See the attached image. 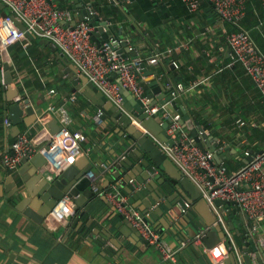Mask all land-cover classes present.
<instances>
[{
	"label": "crops",
	"instance_id": "1",
	"mask_svg": "<svg viewBox=\"0 0 264 264\" xmlns=\"http://www.w3.org/2000/svg\"><path fill=\"white\" fill-rule=\"evenodd\" d=\"M55 1L64 8L79 11L71 0ZM80 2L107 22L108 27L115 29L121 40L129 43V47L134 50L124 51L128 58H144L147 61L159 49L169 66L175 64V68L169 73L178 86L183 88L182 93L176 94L186 97L193 125L196 126L194 121H197L211 137L209 146L205 140L204 145L207 153L213 154L215 162L225 167L229 173H234L246 165L245 161L249 157L247 154L256 155L264 151V98L244 67L233 64V53L226 42L229 31L224 24L221 26L219 22L211 21L214 17L219 18L213 10H208V3L202 5L203 8L197 13L190 14L180 0ZM71 5L75 7L72 8ZM249 7L248 11L252 12V16L242 23V27L250 31L256 46L264 54V10L260 0H253ZM7 12L6 8H0V15ZM73 21H78V18L73 17L70 22ZM134 22L151 35L156 47L149 49L145 45L144 40L131 29ZM39 40L41 39L27 40L26 44L18 43L0 54L3 75L6 64L14 67V86L20 90V98L26 107L34 108L37 119L47 113L51 105L60 108L57 113H51L48 117L47 131L37 121L31 127L22 123L21 134L28 133L32 138L36 137L37 144L44 146L51 135L49 124L54 117L62 127L85 134L86 141L81 144V158L85 156L91 162V173L96 176L95 183L99 190L94 192L97 196L88 204L81 218L76 213L66 222L59 223L51 215L45 221L47 230L18 212L14 208L16 203L0 196V264H219L201 246L189 243L184 245L185 241L193 239L194 230L190 232L192 236L189 239L178 238L171 233L174 224L169 225L164 216H159L158 223H161L158 228H154L162 232V238L175 253V263L165 262L155 248L142 242L135 245L130 239L120 235L116 229L120 214L105 196L113 184L117 183L109 164H116L127 157L135 149V145H126L130 140L124 128L111 118H106L103 126L95 122L93 117L99 109L80 92H74L66 69L59 60L60 55L55 54L52 47L40 44ZM176 50L179 52L176 53ZM61 56L65 58L62 54ZM161 61L162 59L157 65L147 62V67L155 70L165 81L164 74L169 73H162ZM112 77L117 81V76ZM140 80L147 96L150 95L153 88L141 74ZM166 86L169 88L170 84L168 86L166 83ZM51 91L54 93H50ZM73 95L77 100L72 102L69 99ZM158 96L159 94L156 95ZM4 104V91L0 86V171L5 174L8 170L2 165L3 155L10 152L11 145L18 137L12 136V122L9 119V125H5L7 117ZM12 104L9 103V106ZM168 107L172 113H176L171 105ZM65 118L66 121L63 122ZM155 119L160 125L165 123L161 116ZM184 130L192 139L190 131L187 128ZM213 146L217 153L220 152L218 161L215 153L210 151ZM140 162L141 159L137 163ZM103 164L107 165L106 170L103 169ZM170 167V172L181 173L177 166V170ZM167 172L161 167L156 177L160 178L162 173L169 179L170 174ZM108 181L111 184L108 185ZM191 207L196 220L212 224L213 227L217 225L212 210L203 199L192 202ZM226 212H231L232 221L242 224L238 206H227ZM226 218L228 219V215ZM94 230H99L100 235L112 234L110 238L121 240L123 249L108 245L106 247L110 253H105L95 242H89ZM232 233L239 249L249 255L247 250L250 246L245 243L247 236ZM261 235L264 236V223L260 229ZM97 237L99 236H94V240ZM136 237H139L138 234ZM254 237L250 236L247 241L257 242L258 237ZM251 263L254 264L252 259ZM255 264L260 263L256 261Z\"/></svg>",
	"mask_w": 264,
	"mask_h": 264
},
{
	"label": "built area",
	"instance_id": "2",
	"mask_svg": "<svg viewBox=\"0 0 264 264\" xmlns=\"http://www.w3.org/2000/svg\"><path fill=\"white\" fill-rule=\"evenodd\" d=\"M205 1L220 20L231 25H237L246 18L248 6L253 2V0ZM181 2L190 14L197 13L201 8L199 0H181ZM260 2L264 10V0ZM1 5H4L8 12L0 15V54L18 43L26 44V34L36 39L48 40L75 67L78 74L86 76L89 82L123 114L132 119L145 135L151 137L181 173L199 189L216 218V224L223 229L226 242L213 249L206 248L202 242L205 230H201L191 241H185L184 245L189 243L197 247L201 246L210 258L219 264H224L231 254L234 255L237 264H244L246 254L239 249L230 230L226 207L217 204L220 200L235 203L249 216L253 224L252 233L254 236L257 235L259 245L264 248V236H260V229L264 223V151L256 155L247 154L249 157L252 156V160L237 172L229 173L225 167L215 162L212 153H204L196 146L181 124V115L177 112L172 113L168 107L170 104L150 105V99L139 74L141 63L146 61L144 58H123L122 54L117 50L113 51L108 44L102 46L95 44L92 40L95 27L90 25L88 19L77 21L74 27L67 26L65 23H70L73 17H79V11L64 8L55 0H0V8ZM86 9L94 15L91 8L86 7ZM12 16L25 26V31H21L15 25ZM226 42L233 53V64L244 67L264 98V54L256 46L250 31L239 30L228 33ZM132 50L134 49L130 46L129 52ZM161 59V54L154 53L147 62L157 65ZM113 75L117 76V81L112 77ZM122 89L128 90L140 100L144 112L149 116H161L165 122L171 121L167 134L174 141L173 146L160 141L144 127L143 122L126 110ZM178 89L179 94L183 92L181 86H178ZM50 93L53 94L54 91ZM174 96L180 95L174 93ZM69 100L73 102L77 98L73 95ZM59 109L56 105H51L48 112L37 119L38 124L47 131L48 117L51 113H57ZM62 111L65 114V111ZM93 118L99 126L106 124L101 110L97 111ZM62 121L65 122L66 118ZM9 123L6 118L5 125L8 126ZM62 128L59 133L50 135L44 146L37 144L36 137L32 138L28 133L20 134L11 145L10 152L3 155V167L7 170L19 168L24 158L32 159L35 155L41 154L46 160L45 168L53 178H58L63 171L83 156L81 144L86 141V136L82 132ZM102 167L107 169L106 164ZM87 177L91 180L93 192H98L95 174L89 173ZM105 196L117 212L131 224L145 244L159 251L165 262H176L175 253L169 244L146 222L145 217L138 210L130 206L128 197L122 195L117 183L113 184ZM76 213L74 201L65 198L64 202L53 211L52 216L59 223H64ZM249 256L254 264L256 261L259 262L256 253L253 252Z\"/></svg>",
	"mask_w": 264,
	"mask_h": 264
},
{
	"label": "water",
	"instance_id": "3",
	"mask_svg": "<svg viewBox=\"0 0 264 264\" xmlns=\"http://www.w3.org/2000/svg\"><path fill=\"white\" fill-rule=\"evenodd\" d=\"M71 1L79 10L78 21L88 19L90 25L95 27L92 40L98 46L108 44L113 51L117 50L122 54L123 58H127L128 55L125 52H128L129 43L126 40H121L116 30L108 27L107 22L102 21L97 15H92L80 0ZM199 1L201 5L206 3L205 0ZM1 8L5 9L4 5H1ZM208 10H212V8L209 7ZM12 20L21 31H25V26L19 20L13 16ZM211 21L219 22L221 26L224 24L222 20L215 17ZM65 24L74 27L77 25V21ZM131 29L144 40L145 45L149 49L156 47V43L152 40L151 35L145 32L138 23H132ZM26 37L28 41L36 40L35 37L29 34H26ZM39 43L52 47L53 52L58 56L60 55L59 60L66 69V73L74 87V92H80L86 99L92 102L93 106L101 110L104 113V119L109 117L114 122L120 124L130 140L126 142V145H135V149L127 157L122 158L116 164L114 162H110L109 164L112 166V176L120 187L122 195L128 197L129 204L138 209L145 217L146 222L153 226V228L159 227L161 223H158L159 216H164L169 225L174 224L171 233L178 236V238L189 239L192 236L190 235L192 230L195 231V236L201 230H205L202 242L206 248L213 249L222 242H226V236L221 226L216 225L213 227L212 224L196 220L191 203L200 199H203L205 202L206 200L191 180L182 173L169 171L171 169L170 166L174 169L176 168L167 155L160 150L158 144L151 137L145 135L134 124L132 119L123 114L98 88L89 82L86 76L78 74L75 67L66 58H63L48 40L41 39ZM119 46L122 48H118ZM178 52L179 50H176V53ZM156 53L160 54L161 51L157 49ZM160 64H163L161 67L162 73H169L170 70L175 68V64L169 66L163 56ZM140 67L139 74L145 77L146 81L149 82V86L153 88L151 94L148 95L150 105L170 104L181 115V124L183 128H187L190 131L196 146L204 153H207L208 150L205 148L204 140L209 146V139L211 137L208 136L206 129L202 128L197 121H194L196 126L193 125V119L190 116L191 108L188 105L186 97L174 96V93H178L179 89L173 75H170V73L169 75L164 74V81L155 70L148 69L147 61H143ZM4 68V75L0 69V86H2L4 91L5 115L12 122V136L18 137L22 132V123L27 127H31L37 122V115L33 107H26L20 98V90L14 86L12 74L14 67L6 64ZM166 83L170 84L169 88H167ZM121 94L124 98L126 110L133 114L136 119L143 122L145 128L149 129L154 135L159 136L158 139L160 141L173 146L174 141L167 134L171 121L167 120L164 124L160 125L155 117H151L144 112L142 102L136 99L128 90L122 89ZM158 94L159 96L156 97ZM9 103L13 104L9 106ZM184 104H186V107ZM25 115L26 117L24 118ZM49 127L51 135H55L63 129L55 117L49 124ZM210 151L215 153V159L218 161L220 152L217 153L214 146L210 148ZM139 159H141V162L137 163ZM251 160L252 156L248 157L245 163L247 164ZM45 167V158L41 154H37L32 159L24 158L22 166L19 168L8 170L5 174L0 171V196L5 197L9 202L16 203L14 208L18 212L47 230L45 220L53 215V211L61 202H64L65 198L74 201L75 209L81 218L85 213L86 207L97 194L91 190V180L87 177V174L93 172L92 164L87 157L84 156L77 160L72 166L63 171L58 178H53V175ZM161 167L164 170H168L167 173L170 174L169 179L162 173H160V178L156 177V173L159 172ZM109 184H111L110 181H108ZM217 204L224 207L237 206L235 203L220 200L217 201ZM165 210L167 213H165ZM238 211L242 219L241 225L238 222L232 221L230 217L231 212L227 213L230 230L246 235L248 240L250 236L254 237L252 233V221L240 207H238ZM119 219L120 222L116 225V229L121 233V236L130 239L135 245L140 242L144 243L139 237H136L137 232L123 216L119 215ZM159 232L160 234L162 233L161 231ZM134 233L136 234L135 236H133ZM103 235H100L99 230H94L91 237H89V242H95L107 254L110 253L106 247L108 245H115L120 250L123 249L121 240L114 237L111 239L110 235L112 236V234ZM94 236L99 237L94 240ZM254 238L256 239V237ZM243 240H246V238H243ZM247 240L245 243L247 246H250L247 254L256 253L259 263L264 264V248L256 240L249 242ZM224 263L237 264L233 254ZM244 263L252 264L249 255L244 256Z\"/></svg>",
	"mask_w": 264,
	"mask_h": 264
},
{
	"label": "trees",
	"instance_id": "4",
	"mask_svg": "<svg viewBox=\"0 0 264 264\" xmlns=\"http://www.w3.org/2000/svg\"><path fill=\"white\" fill-rule=\"evenodd\" d=\"M181 1V0H180ZM205 4H207V2L205 3ZM204 4V5H205ZM73 5V4H72ZM71 5V7L72 8H74L75 6H72ZM203 5V6H204ZM203 6L201 5V7L203 8ZM186 7V6H185ZM187 9V8H186ZM250 9V7L248 6V10ZM213 10V9H212ZM187 11H188V9H187ZM189 12V11H188ZM214 14H215V12H214ZM217 16V15H216ZM250 16H252V12H250V11H248V13H247V16H246V18H244L243 19V21H241L240 23H238L237 25H231V24H228V23H226V22H224V25H225V27H226V29L229 31V33H231V32H235V31H239V30H246V29H243V27H242V23H244V21L246 20V19H248V17H250ZM218 17V16H217ZM147 20H148V17H147Z\"/></svg>",
	"mask_w": 264,
	"mask_h": 264
}]
</instances>
